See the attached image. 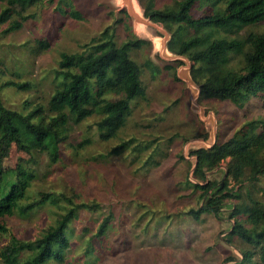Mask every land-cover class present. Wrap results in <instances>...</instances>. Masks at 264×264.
Instances as JSON below:
<instances>
[{
  "label": "rangeland",
  "instance_id": "374dc122",
  "mask_svg": "<svg viewBox=\"0 0 264 264\" xmlns=\"http://www.w3.org/2000/svg\"><path fill=\"white\" fill-rule=\"evenodd\" d=\"M7 1L0 0V12ZM67 1L64 5L63 0H46L31 6L28 13L36 17L16 30H6L10 21L20 20L16 12L10 21L0 22L3 102L21 110L27 105L32 109L42 104L48 119V103L62 52L86 50L109 25L119 45L133 35L148 41L131 50L132 58L142 66L146 96L136 98L132 114L117 137L104 140L96 125L99 116L93 115L79 123L71 122L65 152L57 161L46 151H34L33 156L13 152L7 165L13 166L23 157L36 169L31 194L52 192L57 201L28 215L17 211L6 216L10 233L0 234V246L8 244L11 235L30 240L43 234L71 206L59 195L65 193L75 201L102 205L96 211L82 209L70 223L73 235L66 264H264L255 247L231 235L235 218L230 217V207L223 211L222 218L213 213L196 218L190 213L202 201L200 191L186 181L189 176L194 180L191 150L201 144L207 146L199 140L213 134L212 140H207L213 143L216 125L217 142L231 137L247 120L264 119V100L254 97L237 106L229 100L202 98L201 93L196 98L201 86L191 73L193 61L186 57L193 66L181 69L187 62L171 59L174 54L164 49L165 33L169 31L146 16V7L164 8L175 0H134L133 8L124 0ZM70 3L81 18L70 14ZM59 4L65 6V12ZM209 6V0H200L194 13L199 16ZM136 11L143 22L138 21ZM250 31H264V21L229 36L243 37ZM40 39H47L50 46L40 49ZM241 65L242 57L238 55L229 62L232 67ZM8 82H24L27 86L19 89ZM131 138H135L131 149L111 152L122 140ZM135 145L138 149H134ZM226 172L227 165L223 163L209 175L220 180ZM236 190L240 195L233 204L244 206L251 196L264 204V175L257 181L237 185ZM110 212L114 218L107 236L102 241L94 238ZM245 226L260 231L264 223L254 226L247 221ZM245 250L252 251L250 260ZM28 254L23 252L15 264H23ZM0 264L7 263L0 257Z\"/></svg>",
  "mask_w": 264,
  "mask_h": 264
},
{
  "label": "trees",
  "instance_id": "16d2710c",
  "mask_svg": "<svg viewBox=\"0 0 264 264\" xmlns=\"http://www.w3.org/2000/svg\"><path fill=\"white\" fill-rule=\"evenodd\" d=\"M45 1L8 0L0 12V22L10 21L16 12L20 20L10 21L6 30L19 29L26 20L36 17L28 13V9ZM199 2L175 0L164 8L148 6L146 16L163 24L171 33L168 46L172 53L193 61L191 73L201 86L202 98L229 100L237 106H243L254 97L264 100V31H250L243 37L229 36V33H238L246 26L264 21V0H209V8L197 16L194 9ZM63 3L68 1L63 0ZM59 5L65 12V6ZM69 6L72 16L82 17L72 3ZM145 42L148 41L133 35L119 45L114 28L109 25L94 37L86 50L62 52L48 103L51 112L48 119L42 104L32 109L27 105L21 110L6 105L0 96V234L10 233L6 216L17 211L28 215L48 202L57 201V195L52 192L31 194L36 169L23 157L13 166L7 165L13 152L17 150L33 156L34 151H46L57 161L65 152L71 122L79 123L93 115L99 116L96 125L104 140L117 137L132 114L136 98L146 96L142 66L131 56V50L140 48ZM49 46L47 39L39 40L40 49ZM235 55L242 57L240 68L229 66ZM8 83L19 89L27 86L24 82ZM212 136L206 140H212ZM134 143L135 138L122 140L111 152L121 153L131 149ZM134 149H138L136 145ZM191 154L194 180L188 175L186 181L200 191L202 204L197 209L192 208L190 213L196 218L202 213L222 218L223 211L230 207V217L235 218L231 235L255 247L264 263V226L260 231L245 226L247 221L254 226L264 223V204L253 196L244 206L232 203L240 195L237 185L257 181L264 175V119L247 120L228 139L217 141L212 147L201 144L191 150ZM223 163L227 165L226 176L220 180L211 178L209 173ZM59 195L71 206L59 214L43 234L30 240L10 234V242L0 246V257L7 264H15L25 251L29 254L23 264H48L50 261L66 264L73 235L70 223L82 209L96 211L102 205L75 201L65 193ZM113 218V212L106 215L93 237L102 241L113 225ZM251 253L244 251L247 260L251 259Z\"/></svg>",
  "mask_w": 264,
  "mask_h": 264
},
{
  "label": "water",
  "instance_id": "95a60500",
  "mask_svg": "<svg viewBox=\"0 0 264 264\" xmlns=\"http://www.w3.org/2000/svg\"><path fill=\"white\" fill-rule=\"evenodd\" d=\"M128 5H130V7L131 8H133L134 7V0H124ZM129 11H130V9H129ZM130 13H132L131 11H130ZM132 14H134V13H132ZM135 15V14H134ZM136 17H137V19H138V21L139 22H143V19L141 18V15L139 14V12L138 11H136ZM149 18V20H152L151 19V17H148ZM153 21V20H152ZM153 22H155V21H153ZM157 23V22H156ZM166 34V37H165V43H164V49L165 50H169V46H168V44H169V41L171 40V33L170 32H167V33H165ZM174 54V53H173ZM187 56H184V55H179V54H174V56H172L171 57V59H173V60H180V61H185V62H187L186 61V58ZM192 66H193V64H190L189 63V61L187 62V64L185 65V66H182V68L181 69H183L184 71L185 70H190L191 68H192ZM180 69V70H181ZM186 73V72H185ZM187 78V80L192 84V80H190L188 77H186ZM185 79V78H184ZM200 93H201V87H199L198 88V92H197V94H196V98H198L199 97V95H200ZM216 127H217V125L215 126V132H216ZM215 132H214V141H213V143H210V142H208L207 140H205V139H200L199 141H203V142H205V144L208 146V147H212V146H214L215 144H216V134H215ZM194 141H196V140H194ZM198 141V140H197Z\"/></svg>",
  "mask_w": 264,
  "mask_h": 264
}]
</instances>
